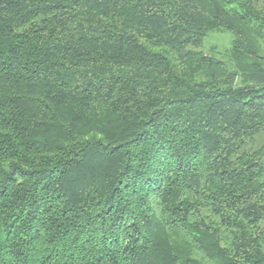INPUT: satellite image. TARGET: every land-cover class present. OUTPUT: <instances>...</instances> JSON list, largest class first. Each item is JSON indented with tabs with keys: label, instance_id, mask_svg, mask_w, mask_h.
I'll use <instances>...</instances> for the list:
<instances>
[{
	"label": "trees",
	"instance_id": "obj_1",
	"mask_svg": "<svg viewBox=\"0 0 264 264\" xmlns=\"http://www.w3.org/2000/svg\"><path fill=\"white\" fill-rule=\"evenodd\" d=\"M263 131L264 0H0V264H264Z\"/></svg>",
	"mask_w": 264,
	"mask_h": 264
},
{
	"label": "rangeland",
	"instance_id": "obj_2",
	"mask_svg": "<svg viewBox=\"0 0 264 264\" xmlns=\"http://www.w3.org/2000/svg\"><path fill=\"white\" fill-rule=\"evenodd\" d=\"M230 46H231L230 33L213 32L206 37L201 48L204 52L208 54H212L220 59L227 60ZM262 144H264V131L257 134L252 142V145L254 147H257ZM261 228L264 231V220L261 222Z\"/></svg>",
	"mask_w": 264,
	"mask_h": 264
}]
</instances>
